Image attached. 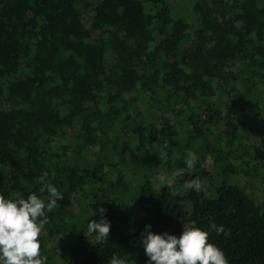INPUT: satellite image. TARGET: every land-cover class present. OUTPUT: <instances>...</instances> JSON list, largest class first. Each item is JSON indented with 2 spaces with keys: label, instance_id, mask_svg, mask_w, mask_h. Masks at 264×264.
<instances>
[{
  "label": "trees",
  "instance_id": "obj_1",
  "mask_svg": "<svg viewBox=\"0 0 264 264\" xmlns=\"http://www.w3.org/2000/svg\"><path fill=\"white\" fill-rule=\"evenodd\" d=\"M175 1L0 0V189L18 199L50 182L63 193L40 237L47 264H107L113 254L145 264L146 224L178 236L190 220L225 226L230 235L209 239L230 264H264V197L247 189L264 192V8L188 0L186 11ZM223 123L242 131L224 156L212 137ZM186 150L199 163L176 180L183 205L151 177L187 168ZM195 176L205 190H182ZM99 207L111 221L105 244L86 230Z\"/></svg>",
  "mask_w": 264,
  "mask_h": 264
},
{
  "label": "clouds",
  "instance_id": "obj_2",
  "mask_svg": "<svg viewBox=\"0 0 264 264\" xmlns=\"http://www.w3.org/2000/svg\"><path fill=\"white\" fill-rule=\"evenodd\" d=\"M168 147L165 142L158 151L161 161L169 158ZM206 159L212 160L210 156ZM197 161L195 152L185 151L187 168H193ZM178 174L179 170L173 173V178ZM206 186V180L199 176L181 185L186 192H202ZM62 196L59 188L50 182L18 199L10 198L0 189V264H47V257L41 253L40 237L49 222L48 213L58 207L57 200ZM95 212L97 218L87 221V234L94 236L97 243H108L111 221L105 215L106 209L99 207ZM213 231L217 236L230 235L223 224L214 221H209L206 228L197 226L195 221H187L182 224L178 236L168 231L155 233L151 225L146 224L139 240L147 257L145 264H230L224 250L209 239ZM107 264L130 262L113 254Z\"/></svg>",
  "mask_w": 264,
  "mask_h": 264
},
{
  "label": "rangeland",
  "instance_id": "obj_3",
  "mask_svg": "<svg viewBox=\"0 0 264 264\" xmlns=\"http://www.w3.org/2000/svg\"><path fill=\"white\" fill-rule=\"evenodd\" d=\"M255 2L257 3V5L260 8H264V0H255ZM174 5L177 7V10L184 9L187 11V9H189V10L191 9V5H190L188 0H176L174 2ZM179 13L182 14L181 12H179ZM237 77H239L240 79L244 78V74L238 73ZM246 78H248V77H246ZM260 113H261V115L263 114V116H264V112H260ZM240 122L241 121H239V119H237V118L233 119V121H232L233 125H235V124L239 125ZM173 123H174V126L176 129L180 128L179 124L176 121H173ZM251 123L254 124L255 121L251 118H248L245 120V126L247 128L250 127ZM202 129L204 130V132L209 131V129L205 126H203ZM186 135H184L183 137L188 138L190 134H186ZM238 135L239 136L242 135V131L240 129L235 128L234 130H231L229 128V126H225V123H223L222 125H216L214 127V132L212 134V137L213 138L214 137L219 138V143L215 144V147L217 148L218 151H220L222 153V156L226 155L229 150L235 149L234 146H237V143L239 141ZM119 137H120L119 142L121 144L128 141V139L122 135ZM242 139H243L242 140L243 144L249 143L251 145V147H254V144L257 141V136L255 138L254 136H251L248 133V131H243V138ZM231 140L233 141L232 143H230ZM121 144L116 149L117 152H115L116 154H113V156L121 155L122 147H123V144L122 145ZM197 149H200V147H198ZM198 163L199 162L197 161V164L194 167H196L198 165ZM125 168H127V170H129L128 167H125ZM191 169H189V168L184 169V168H179L175 165H170V166L162 168L160 170H153V175L151 178H152V180H154L155 184L157 186H159V188L166 187L169 190V193L174 200H176L177 202H179L183 205H186L187 204V202H186L187 201L186 200L187 195L185 192H179L177 190V187H176L177 181L176 180H177V178H182V176L185 175V173H187ZM177 170H179V174L173 178V173H175ZM116 171H117V169H116ZM226 179L232 180V173H230L228 175V177H226ZM135 180L139 184L146 182L145 177H138V180H137V178ZM235 181H239L238 178ZM242 183L243 184L245 183L244 180H242ZM247 189L252 190L254 193H256L258 199L263 200L264 192L258 188V185L250 183L247 185ZM110 192H112V195H111L112 199L119 200L120 197L117 196L116 192L115 193H114V191H110ZM121 197H122V195H121ZM123 199H125L126 203H128V210H132V211L135 210L134 213H139V211L137 210V208L133 204L130 203V205H129V202L127 200V194L125 197H123ZM121 203H123V202L121 201ZM52 249H53V247H52Z\"/></svg>",
  "mask_w": 264,
  "mask_h": 264
}]
</instances>
